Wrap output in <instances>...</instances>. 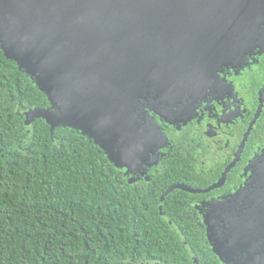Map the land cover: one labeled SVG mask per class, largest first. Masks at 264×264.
Instances as JSON below:
<instances>
[{"label":"water","instance_id":"1","mask_svg":"<svg viewBox=\"0 0 264 264\" xmlns=\"http://www.w3.org/2000/svg\"><path fill=\"white\" fill-rule=\"evenodd\" d=\"M264 0H0V48L54 109L28 111L51 132L78 129L115 158L146 89L184 81L257 18ZM230 48V45H229ZM130 129V128H129ZM117 130L118 133L115 131ZM116 132V133H115ZM116 134V135H115ZM133 162V161H132Z\"/></svg>","mask_w":264,"mask_h":264},{"label":"trees","instance_id":"2","mask_svg":"<svg viewBox=\"0 0 264 264\" xmlns=\"http://www.w3.org/2000/svg\"><path fill=\"white\" fill-rule=\"evenodd\" d=\"M36 108L56 110L0 48V264H195L191 253L198 264H220L171 197L170 225L152 192L123 181L86 134L51 132L43 118L27 125Z\"/></svg>","mask_w":264,"mask_h":264},{"label":"flooded vegetation","instance_id":"3","mask_svg":"<svg viewBox=\"0 0 264 264\" xmlns=\"http://www.w3.org/2000/svg\"><path fill=\"white\" fill-rule=\"evenodd\" d=\"M235 38L184 81L137 98L127 143L110 138L115 158L131 162L113 165L128 185L152 192L170 225L171 197L220 264H264V4Z\"/></svg>","mask_w":264,"mask_h":264}]
</instances>
